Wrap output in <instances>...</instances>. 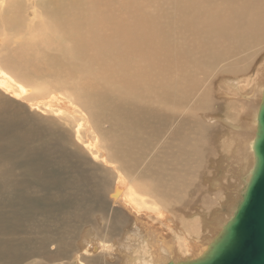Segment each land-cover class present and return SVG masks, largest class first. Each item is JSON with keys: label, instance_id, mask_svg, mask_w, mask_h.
<instances>
[{"label": "bare ground", "instance_id": "obj_1", "mask_svg": "<svg viewBox=\"0 0 264 264\" xmlns=\"http://www.w3.org/2000/svg\"><path fill=\"white\" fill-rule=\"evenodd\" d=\"M44 42L82 109L28 100ZM263 54L264 0H0V264L204 256L254 168Z\"/></svg>", "mask_w": 264, "mask_h": 264}, {"label": "water", "instance_id": "obj_2", "mask_svg": "<svg viewBox=\"0 0 264 264\" xmlns=\"http://www.w3.org/2000/svg\"><path fill=\"white\" fill-rule=\"evenodd\" d=\"M255 164L236 213L200 259L165 264H264V93L253 144Z\"/></svg>", "mask_w": 264, "mask_h": 264}, {"label": "rangeland", "instance_id": "obj_3", "mask_svg": "<svg viewBox=\"0 0 264 264\" xmlns=\"http://www.w3.org/2000/svg\"><path fill=\"white\" fill-rule=\"evenodd\" d=\"M5 5V4H4ZM4 7V6H3ZM1 12H2V10H1ZM157 15H161V13L160 12H157ZM162 27H163V29H162V31L165 29V27L163 26V25H161ZM52 28L53 29H55V30H57L58 29V26L57 25H55V24H52ZM27 37V36H26ZM21 38V37H20ZM20 38H18V39H20ZM23 40V39H22ZM121 46L122 45H119V46H117L116 47V49L119 51L120 50V48H121ZM41 47V48H40ZM39 47V49H40V53H42V56H41V54H36V52H33V54H34V56L32 55V53L29 55L30 57H27V56H25V57H23V61H22V64H23V67H24V69H25V72H27L28 74H30L31 75V70H33L34 72H35V74L34 75H31V78H36L35 79V85H34V87H30V88H28V94H29V97H28V100L29 99H33V100H35V101H42L43 99H44V102H46V98H48L49 96H50V94H52V95H59V94H62V95H64V96H67V97H69L74 103H75V105H76V102H78L77 104H79V106H80V100L82 99V97H83V95H78V91H79V88H80V85L81 84H78V85H75L74 83H72V84H70V85H68V86H61L60 88H59V90H63V93H59L58 91H57V89H56V87L55 88H51L50 86H52V85H54V84H48V85H46V82H56L57 84H59V85H62L60 82H65L64 80L65 79H67L68 77H69V75H70V72H65V71H63L62 73L61 72H58V73H55V74H50L49 72L50 71H52V68L53 67H61V65H62V63H64V64H66V61L64 60V59H61V58H59V57H57V56H55V55H52V54H50L49 52H48V47H47V43L46 42H44L43 44H41V46ZM47 50V51H46ZM7 53H4V55H6ZM44 54V55H43ZM33 57H32V56ZM36 55V56H35ZM38 55V56H37ZM47 55V56H46ZM49 55V56H48ZM40 56V57H39ZM55 56V57H54ZM35 57V58H34ZM49 57V58H48ZM262 57V58H261ZM257 61H256V63H255V65H252L251 66V69H249L248 70V75H251L252 73H255L256 72V68H258V66H259V64H260V62L264 59V54L261 56ZM25 58V59H24ZM34 58V59H33ZM41 58V59H40ZM53 58V59H52ZM27 59V60H26ZM37 59V60H36ZM44 59V61H42ZM47 59H49L48 61H47ZM60 59V60H59ZM30 60V61H29ZM51 60V61H50ZM39 61V62H38ZM47 61V62H46ZM31 62V63H30ZM36 62V63H35ZM41 62H42V64H41ZM30 63V64H29ZM51 63V64H50ZM47 64V65H46ZM49 64V65H48ZM25 65V66H24ZM44 65V66H43ZM257 65V66H256ZM36 67L39 69V73H37L36 72ZM48 69V70H47ZM45 70V71H44ZM47 70V71H46ZM254 70V71H253ZM49 71V72H48ZM104 71H105V69H104ZM252 71V72H251ZM46 73V74H45ZM66 73V74H65ZM64 74V75H63ZM61 75V76H60ZM78 75H79V77H81L82 78V80L84 81V83H85V79H86V77L83 75V74H81L79 71H78ZM42 81V82H41ZM56 84V85H57ZM38 87V88H37ZM65 87V88H64ZM44 88H46V89H44ZM67 88V89H66ZM111 88H112V85L109 83L108 84V88H107V91H109V90H111ZM74 89H76V90H74ZM29 90H30V93H29ZM67 90H68V92H67ZM70 90V91H69ZM114 91V90H113ZM220 90L219 89H215V91L214 92H219ZM43 92V93H42ZM72 92V93H71ZM57 93V94H56ZM70 93H71V95H70ZM77 94V95H76ZM114 94L116 95V93H115V91H114ZM76 95V96H75ZM76 98H77V100H76ZM18 99V102H20L21 104L23 103V104H25L26 105V99H24V100H22V98H20V96L17 98ZM23 101V102H22ZM218 101H220V100H218ZM30 103V102H29ZM78 106V105H77ZM78 106V107H79ZM26 107H27V105H26ZM42 107V106H41ZM84 107V106H83ZM28 108V107H27ZM80 108L82 109V107L80 106ZM91 111H98V109L97 108H95L94 106H92L91 107ZM35 114H37L38 116L40 115V116H42V117H44V118H50V119H53L54 121H55V123L57 122H60V123H58V124H60L61 126H62V128H64L65 130H68L69 128H68V125H66V122L67 121H63V118H61V116H54V114H52V115H48V116H46L47 115V113H45V114H40L39 113V111H33ZM226 115H229V111H227V110H224L223 111ZM89 117V116H88ZM59 118L62 120V121H60L59 120ZM92 120V119H91ZM92 121H94V122H96V120H92ZM202 121H204V120H202ZM68 123V122H67ZM72 124H73V122H72ZM89 126H86L85 128H88ZM58 128H60L59 126H58ZM61 129V128H60ZM70 134H72V133H70ZM222 143V142H221ZM210 146L212 145V143H211V141H210V144H209ZM218 145V144H217ZM219 151V145H218V147L213 151V153L211 154V155H215V152H218ZM155 152V151H154ZM154 155V153L152 152L151 153V157ZM132 157H134L133 159H135V158H137L138 156H139V152L138 151H134V152H132V155H131ZM215 157H218V156H215ZM215 157H214V159H215ZM212 161V160H211ZM211 161L210 162H208L206 165L207 166H205V168H210L211 166ZM147 162V161H146ZM204 162H206V159L203 161V163ZM204 172H210V173H213V172H211V171H209V170H207V169H204ZM204 172H199V173H197V174H195L193 177H195L196 179H197V185L196 186H194V187H189L190 188V190L191 191H189V188H179L180 190L179 191H177V193H176V195L179 197V195L181 194V195H184V194H190V193H194V190H195V187L196 188H205L204 187V185H203V181H204V178H203V175H200V174H202V173H204ZM213 175V174H212ZM146 178H147V176H146ZM202 182V183H201ZM175 183V182H174ZM194 189V190H193ZM193 191V192H192ZM185 192V193H184ZM244 192H245V187H243L242 188V190H241V198L239 199V201H238V203L242 200V197H243V194H244ZM174 207V206H173ZM225 207V206H224ZM227 209H229V208H227ZM238 208L236 207V210H237ZM113 210V209H112ZM220 211V210H219ZM103 225H105V223H103ZM199 227H200V225H199ZM198 227V228H199ZM90 227L88 226V227H86V228H84V229H82V230H87V229H89ZM122 230V229H121ZM120 230V231H121ZM80 235H81V233H80ZM117 239V238H116ZM78 242V241H77ZM79 243H80V241H79ZM82 244V243H81ZM77 247H79L78 245H76ZM188 259V258H187ZM75 260V261H74ZM73 261H72V263L71 264H80V263H78L79 261H78V259L76 258V259H74ZM183 260H186V259H179V261H183ZM3 261V260H2ZM174 261V260H173ZM178 260H176V262H177ZM167 262V261H166ZM165 262V263H166ZM175 262V261H174Z\"/></svg>", "mask_w": 264, "mask_h": 264}]
</instances>
